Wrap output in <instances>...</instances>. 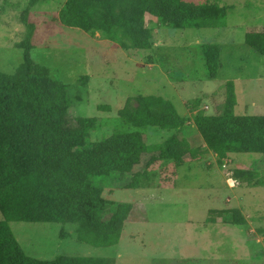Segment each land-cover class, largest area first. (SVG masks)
<instances>
[{
  "label": "rangeland",
  "instance_id": "374dc122",
  "mask_svg": "<svg viewBox=\"0 0 264 264\" xmlns=\"http://www.w3.org/2000/svg\"><path fill=\"white\" fill-rule=\"evenodd\" d=\"M64 1L0 0V70H14L21 61V49L14 43L29 35L32 59L66 84L70 118L95 117L96 129L89 131L92 140L127 128L119 110L129 98L135 105L139 95L168 98L189 117L202 109L216 113L226 80L234 81L236 114H264V55L244 42L246 31L264 30V0H186L224 6L225 29H174L153 24L155 17L146 14L152 46L144 50L122 48L63 24L58 13ZM202 43L219 45L222 66L216 77L207 74ZM168 134L147 128L143 138L153 143ZM179 136L199 148L196 159L185 153L178 166L154 162L146 168L148 185L125 188L137 170L134 166L122 181L103 190L104 197L132 205L117 244L80 243L71 223L11 221L25 254L41 259L60 253L108 256L115 264H264V235L259 232L264 228V154H230L227 168L232 173L235 168L256 173L229 186L227 169L202 149L191 119ZM240 217L246 219L244 225L232 222ZM61 228L68 232L66 237H61Z\"/></svg>",
  "mask_w": 264,
  "mask_h": 264
},
{
  "label": "trees",
  "instance_id": "16d2710c",
  "mask_svg": "<svg viewBox=\"0 0 264 264\" xmlns=\"http://www.w3.org/2000/svg\"><path fill=\"white\" fill-rule=\"evenodd\" d=\"M145 13L156 17V25L174 29L227 25L224 6L186 0H65L58 17L67 26L98 34L122 48L144 50L152 46ZM244 42L264 55V30L246 31ZM14 46L21 49V61L12 72L0 70V264H115L114 257L108 256H29L9 222L71 223L80 243L117 244L132 205L104 197L103 190L122 181L134 166L137 170L125 188L148 185L146 168L154 162L172 161L178 166L185 153L196 159L199 148L179 136L189 119L200 134L202 149L211 151L221 164L230 162L232 153L264 154V114L235 113L232 80L224 82L225 97L216 113L202 109L189 117L168 98L139 95L135 105L129 98L119 110L127 128L92 140L89 131L96 129L95 117L70 118L66 84L32 59L30 36ZM200 50L208 76L216 77L222 66L219 45L202 43ZM147 128L169 134L146 143L143 131ZM255 173L235 168L232 175L250 180ZM232 222L244 225L246 219ZM259 232L264 235V228ZM60 235L66 237L68 232L61 228Z\"/></svg>",
  "mask_w": 264,
  "mask_h": 264
},
{
  "label": "built area",
  "instance_id": "2783aa9c",
  "mask_svg": "<svg viewBox=\"0 0 264 264\" xmlns=\"http://www.w3.org/2000/svg\"><path fill=\"white\" fill-rule=\"evenodd\" d=\"M228 161H229V160H225V161L221 164V166H222L223 168L227 169V171H226V174H227V176H226V182L228 183L229 186H236V185L239 184V181H238L237 178H235L234 176H232V171L229 170V168H227V167H228V166H227V165H228Z\"/></svg>",
  "mask_w": 264,
  "mask_h": 264
},
{
  "label": "crops",
  "instance_id": "0c3cea01",
  "mask_svg": "<svg viewBox=\"0 0 264 264\" xmlns=\"http://www.w3.org/2000/svg\"><path fill=\"white\" fill-rule=\"evenodd\" d=\"M146 14H149V13H145V15ZM149 15H151V14H149ZM151 16H153V15H151ZM155 17V16H154ZM152 20V19H151ZM152 21H154V23L153 24H155V22H156V17H155V20H152ZM156 25V24H155ZM218 28V27H217ZM219 28H221V29H225V28H227V25L225 26V27H219ZM220 69V68H219ZM219 71V70H218ZM206 79V78H205ZM233 83H234V81H233ZM235 88V87H234ZM235 91V90H234ZM236 105V104H235ZM235 107V106H234ZM255 114H257V113H255ZM204 144H202V146H203Z\"/></svg>",
  "mask_w": 264,
  "mask_h": 264
}]
</instances>
